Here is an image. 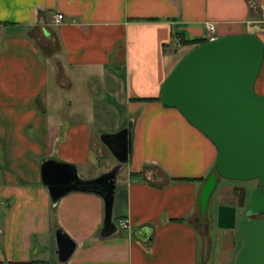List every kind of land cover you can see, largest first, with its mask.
Returning <instances> with one entry per match:
<instances>
[{"label":"crops","instance_id":"1","mask_svg":"<svg viewBox=\"0 0 264 264\" xmlns=\"http://www.w3.org/2000/svg\"><path fill=\"white\" fill-rule=\"evenodd\" d=\"M232 35L262 42L264 96V0H0V264H61L57 230L75 244L64 264H205L194 222L216 149L175 108L139 100L158 98L193 42ZM128 121L113 207L128 226L102 238V199L72 192L52 205L40 165L94 178L115 164L99 135Z\"/></svg>","mask_w":264,"mask_h":264},{"label":"water","instance_id":"2","mask_svg":"<svg viewBox=\"0 0 264 264\" xmlns=\"http://www.w3.org/2000/svg\"><path fill=\"white\" fill-rule=\"evenodd\" d=\"M262 61L263 45L255 36L214 38L177 61L158 96L163 106L178 110L216 149L214 168L197 198L195 221L205 234V217L218 181H258L241 215L237 217L234 206L219 205L216 209L217 228L236 230L242 241L233 264H264V96L254 90ZM99 140L116 161L108 171L84 179L73 164L45 160L40 173L52 205L72 192L99 196L104 210L99 236L105 238L118 231L113 219L114 193L117 175L131 155L132 122L114 133H101ZM144 232L139 231L147 239ZM55 241L58 261L64 264L75 244L61 230L56 231Z\"/></svg>","mask_w":264,"mask_h":264},{"label":"rangeland","instance_id":"3","mask_svg":"<svg viewBox=\"0 0 264 264\" xmlns=\"http://www.w3.org/2000/svg\"><path fill=\"white\" fill-rule=\"evenodd\" d=\"M183 51L185 52V50ZM180 55L182 56L181 53ZM65 74H67L69 77L72 78V80L74 81V85L77 84L82 85V83L75 82V80L73 79L75 76L69 70H65ZM50 79H51L50 95L52 96V99H54V96L56 97V88L54 86V82H53L54 79L52 75ZM75 94H77L76 89H74L72 93L66 94L67 98L65 101L66 102L65 106L70 105L71 98L68 97L69 96L71 97ZM52 107H53V103H52ZM121 110H122L121 107H117L116 109L118 113H120ZM256 185H258V181L236 182V181H226L222 179L218 181L216 188L213 191V194L210 198L208 211L205 217V223L208 224L207 234H205L203 227L199 228L197 226V222H194L198 231L199 240L202 249H205V256H204L205 264L234 263L236 254L240 249L242 242L236 230H222L217 228L216 209L217 206L219 205L234 206L237 208V213L241 215L244 212V208L250 196V190ZM197 217L198 215L196 216V218ZM257 218H262V217H257Z\"/></svg>","mask_w":264,"mask_h":264},{"label":"built area","instance_id":"4","mask_svg":"<svg viewBox=\"0 0 264 264\" xmlns=\"http://www.w3.org/2000/svg\"><path fill=\"white\" fill-rule=\"evenodd\" d=\"M62 20V17L60 16V15H58V14H55L54 16H53V21L55 22V23H59L60 21ZM214 31V27L213 26H210V32H213ZM212 39H214V38H211L210 40H212ZM209 41V40H208ZM117 226L118 227H121V228H126L127 226H128V221L127 220H118V222H117Z\"/></svg>","mask_w":264,"mask_h":264},{"label":"trees","instance_id":"5","mask_svg":"<svg viewBox=\"0 0 264 264\" xmlns=\"http://www.w3.org/2000/svg\"><path fill=\"white\" fill-rule=\"evenodd\" d=\"M182 43L184 44L185 42H183L182 41ZM202 43H204V42H193L192 43V46H193V48L194 47H196V46H198V45H200V44H202ZM186 44V43H185ZM139 101H159V98H156V99H140ZM223 180V179H222ZM192 181H195V180H192ZM197 181H202V180H197ZM226 181H228V180H226ZM116 221V220H115ZM238 234V233H237ZM239 236V235H238ZM240 237V236H239ZM241 239V238H240ZM242 242V241H241Z\"/></svg>","mask_w":264,"mask_h":264},{"label":"flooded vegetation","instance_id":"6","mask_svg":"<svg viewBox=\"0 0 264 264\" xmlns=\"http://www.w3.org/2000/svg\"><path fill=\"white\" fill-rule=\"evenodd\" d=\"M240 214L237 215V217L239 216Z\"/></svg>","mask_w":264,"mask_h":264}]
</instances>
